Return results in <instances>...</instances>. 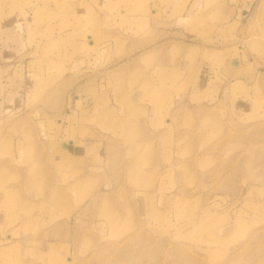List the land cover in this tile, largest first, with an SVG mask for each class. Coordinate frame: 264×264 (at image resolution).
<instances>
[{
    "label": "rangeland",
    "instance_id": "1",
    "mask_svg": "<svg viewBox=\"0 0 264 264\" xmlns=\"http://www.w3.org/2000/svg\"><path fill=\"white\" fill-rule=\"evenodd\" d=\"M0 264H264V0H0Z\"/></svg>",
    "mask_w": 264,
    "mask_h": 264
},
{
    "label": "crops",
    "instance_id": "2",
    "mask_svg": "<svg viewBox=\"0 0 264 264\" xmlns=\"http://www.w3.org/2000/svg\"><path fill=\"white\" fill-rule=\"evenodd\" d=\"M75 13L76 12H74L73 14H75ZM84 18H86V16ZM82 20H84V19H82ZM68 21H69L68 19H66V20L63 19L62 21H60L61 22L60 26L63 25L60 28L62 29L63 27H65V29L68 30V29L73 28V26L75 27L76 26V23L79 21V17H77V18L74 17V20H72V21L70 20V22H68ZM92 43L93 42L90 41L87 44L85 43L82 47L86 50L88 47H90V45L91 46H94V43L93 44ZM89 56H91V54ZM74 144H76V143H74ZM75 151H77V149Z\"/></svg>",
    "mask_w": 264,
    "mask_h": 264
},
{
    "label": "bare ground",
    "instance_id": "3",
    "mask_svg": "<svg viewBox=\"0 0 264 264\" xmlns=\"http://www.w3.org/2000/svg\"><path fill=\"white\" fill-rule=\"evenodd\" d=\"M92 41H93V39H92ZM94 42V41H93Z\"/></svg>",
    "mask_w": 264,
    "mask_h": 264
}]
</instances>
